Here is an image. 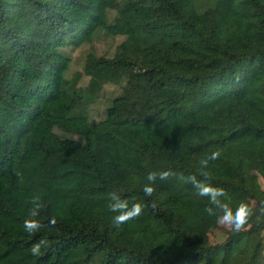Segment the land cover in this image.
<instances>
[{
  "label": "trees",
  "instance_id": "16d2710c",
  "mask_svg": "<svg viewBox=\"0 0 264 264\" xmlns=\"http://www.w3.org/2000/svg\"><path fill=\"white\" fill-rule=\"evenodd\" d=\"M99 36L118 40L69 75L68 50ZM202 171L233 209L253 201L250 227L210 241L188 180ZM253 171L264 179V0H0V264H264ZM113 192L142 215L114 226ZM34 198L45 227L29 234Z\"/></svg>",
  "mask_w": 264,
  "mask_h": 264
},
{
  "label": "clouds",
  "instance_id": "9594fccd",
  "mask_svg": "<svg viewBox=\"0 0 264 264\" xmlns=\"http://www.w3.org/2000/svg\"><path fill=\"white\" fill-rule=\"evenodd\" d=\"M221 155L222 151L220 149L212 152L207 158L200 161L201 168L206 169L209 161H215L219 159ZM176 175L177 173L171 169L149 172L146 176L148 183L143 188L145 196H152L155 191L154 185L157 179L163 181ZM201 176L203 177L201 180H197L195 176L189 177L188 180L196 189L197 195L207 198L208 206H206L205 212L209 216H214L217 224L231 231L240 232L250 227V221L255 214L254 205L249 202L241 201L235 209H233L229 202L227 192L223 188L213 186L210 182L205 183L204 181L209 179L206 171H202ZM31 205L32 207L29 209V218L24 220L23 228L27 233L34 234L45 227L37 218L43 207V202L38 198H34L31 201ZM153 207H155V205H153ZM108 208L109 211L115 214L113 216L114 226L120 227L139 218L143 213L144 205L141 203H134L129 207L126 199H122L120 195L113 192L111 194V203H109ZM48 223L50 226L54 227L57 220L55 217H51ZM45 247H47V241L40 240L32 244L29 251L33 256H40L42 254V249Z\"/></svg>",
  "mask_w": 264,
  "mask_h": 264
},
{
  "label": "rangeland",
  "instance_id": "374dc122",
  "mask_svg": "<svg viewBox=\"0 0 264 264\" xmlns=\"http://www.w3.org/2000/svg\"><path fill=\"white\" fill-rule=\"evenodd\" d=\"M118 39L114 40L113 38H109L107 36H99L96 38L92 43L85 44L80 47L71 48L68 50L69 55L72 58L71 69L69 75L75 71H82L83 69V60L82 56L86 53V51L90 49L94 50L98 54L105 53L109 54L111 52L112 45ZM88 77L83 76L79 81L78 84H85L87 82ZM117 87L114 84H105L104 89L102 91L101 96H98L94 102L91 103L89 113H92L93 117L98 118L101 116L102 109L105 107V102L108 100L107 97L113 96V94L117 91ZM253 179L255 181L256 188L260 191L264 197V179L261 175L253 171L252 172ZM242 201L249 202L253 204V201L247 200L246 198L242 197ZM208 205H199L198 211L206 217L208 221L211 222L213 225V229L209 232V239L212 243L222 241L225 238V235L229 229L219 225L216 223V218L214 216H209L205 212V208Z\"/></svg>",
  "mask_w": 264,
  "mask_h": 264
}]
</instances>
